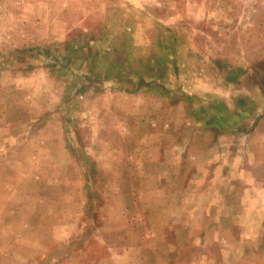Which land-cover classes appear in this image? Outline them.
Segmentation results:
<instances>
[{
  "label": "rangeland",
  "instance_id": "1",
  "mask_svg": "<svg viewBox=\"0 0 264 264\" xmlns=\"http://www.w3.org/2000/svg\"><path fill=\"white\" fill-rule=\"evenodd\" d=\"M0 264H264V0H0Z\"/></svg>",
  "mask_w": 264,
  "mask_h": 264
}]
</instances>
